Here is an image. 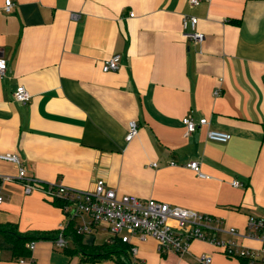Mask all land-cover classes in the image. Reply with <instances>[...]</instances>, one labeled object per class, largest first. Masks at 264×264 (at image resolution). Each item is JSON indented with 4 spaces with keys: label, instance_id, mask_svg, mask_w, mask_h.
<instances>
[{
    "label": "crops",
    "instance_id": "0c3cea01",
    "mask_svg": "<svg viewBox=\"0 0 264 264\" xmlns=\"http://www.w3.org/2000/svg\"><path fill=\"white\" fill-rule=\"evenodd\" d=\"M6 1L0 152H16L43 182L88 190L102 177L119 193L211 213L223 220L219 236L261 246L247 236V223L250 214L264 216V0L194 7L188 0H12L10 12ZM185 14L199 17L202 41L185 37ZM116 53L119 68L104 71V59ZM19 84L31 93L26 102L14 97ZM187 115L209 122L186 134ZM133 119L139 133L128 140ZM210 128L232 136L209 139ZM18 173L16 163L0 158V175ZM0 192V264H203L202 253L212 255L211 264H250L206 240L161 252L155 237L137 235L128 244L138 251L128 258H86L72 237L64 249L54 244L62 203L25 193L18 179L0 182ZM232 226L237 235L228 232Z\"/></svg>",
    "mask_w": 264,
    "mask_h": 264
},
{
    "label": "built area",
    "instance_id": "2783aa9c",
    "mask_svg": "<svg viewBox=\"0 0 264 264\" xmlns=\"http://www.w3.org/2000/svg\"><path fill=\"white\" fill-rule=\"evenodd\" d=\"M202 0H188L191 7L197 6ZM14 6L12 0H7L5 9L10 12ZM76 16V15H75ZM199 17L192 14H185L182 18L184 35L189 40L202 41L205 33L198 29ZM121 55L119 53L107 57L102 64L104 71L116 70L120 66ZM8 63L0 51V75L6 76ZM16 100L26 102L30 99L31 93L25 84H19L14 91ZM186 126V134L195 131L199 125L209 122L207 117L196 120L192 115L183 118ZM139 133V124L136 120H130L126 138L131 140ZM232 134L226 130L210 128L208 138L225 142ZM0 158L16 163L19 167L18 176L10 174L0 175V182L5 180L18 179L24 188L25 193L42 191L48 197L61 199L65 220L60 223L57 236L53 239L58 248H65L68 245L67 229L73 225L76 233L86 235L95 232L109 233L108 240L113 241L116 237L131 242L132 236H139L142 239L153 236L158 241V248L161 252L174 250L182 253L188 251L190 244L195 239H202L211 242L218 249L229 256L245 257L250 264L256 261L264 263V216L250 214L248 218L247 236L260 239V247H251L241 244L234 237H221L219 232L223 229L219 226L223 220L216 215L207 212H200L179 205H172L155 198H142L133 193H119L117 189L108 185L107 181L100 177L93 189H78L69 187L62 183L43 182L38 177L28 174L23 165L21 157L13 151L0 152ZM174 163V161L172 162ZM155 164V163H154ZM187 165L199 175L206 176L201 171L199 160H191ZM233 184H242L238 178L233 179ZM4 196L0 192V205ZM228 232L237 235L238 230L232 226ZM36 240H31L29 247L34 249ZM131 251L136 253L138 247L132 245ZM21 260H26L21 258ZM199 260L203 264H211L212 255L202 253Z\"/></svg>",
    "mask_w": 264,
    "mask_h": 264
},
{
    "label": "trees",
    "instance_id": "16d2710c",
    "mask_svg": "<svg viewBox=\"0 0 264 264\" xmlns=\"http://www.w3.org/2000/svg\"><path fill=\"white\" fill-rule=\"evenodd\" d=\"M57 201H59V203L63 202L61 199H57ZM81 235L82 234H78L74 231L73 225H69V228L67 229V236L72 237L73 240L77 241V251L81 252L86 258H106L114 254L118 255L120 258L122 257L123 259L130 257L132 245L128 244L127 241H124L120 237H116L113 241L108 240L101 243L88 244L81 241ZM56 236L57 233L53 236V239ZM22 241H24V239H22Z\"/></svg>",
    "mask_w": 264,
    "mask_h": 264
},
{
    "label": "rangeland",
    "instance_id": "374dc122",
    "mask_svg": "<svg viewBox=\"0 0 264 264\" xmlns=\"http://www.w3.org/2000/svg\"><path fill=\"white\" fill-rule=\"evenodd\" d=\"M86 235L92 236L96 242H101V241H104L106 238H108L109 233L107 231H105V232L99 231V232H95L92 234L90 233V234H86ZM225 255H227V254H225ZM227 256H229V255H227ZM229 257L238 259V257H232V256H229Z\"/></svg>",
    "mask_w": 264,
    "mask_h": 264
}]
</instances>
